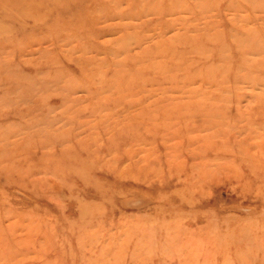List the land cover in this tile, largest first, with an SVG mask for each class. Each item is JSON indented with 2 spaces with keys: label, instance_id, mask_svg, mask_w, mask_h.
<instances>
[{
  "label": "rangeland",
  "instance_id": "obj_1",
  "mask_svg": "<svg viewBox=\"0 0 264 264\" xmlns=\"http://www.w3.org/2000/svg\"><path fill=\"white\" fill-rule=\"evenodd\" d=\"M0 264H264V0H0Z\"/></svg>",
  "mask_w": 264,
  "mask_h": 264
}]
</instances>
